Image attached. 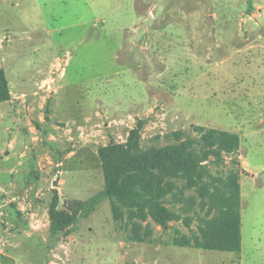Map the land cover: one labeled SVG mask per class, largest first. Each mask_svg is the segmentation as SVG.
Wrapping results in <instances>:
<instances>
[{
    "label": "rangeland",
    "instance_id": "obj_1",
    "mask_svg": "<svg viewBox=\"0 0 264 264\" xmlns=\"http://www.w3.org/2000/svg\"><path fill=\"white\" fill-rule=\"evenodd\" d=\"M0 67V264H264V0H0ZM139 120L143 148L239 136L205 161L239 184V252L195 246V188L165 227L106 198L51 234L54 191L68 211L93 198L99 148Z\"/></svg>",
    "mask_w": 264,
    "mask_h": 264
},
{
    "label": "trees",
    "instance_id": "obj_2",
    "mask_svg": "<svg viewBox=\"0 0 264 264\" xmlns=\"http://www.w3.org/2000/svg\"><path fill=\"white\" fill-rule=\"evenodd\" d=\"M9 99V83L0 67V102ZM142 125V120L137 121L124 142L111 140L99 148L104 186L93 198L77 202L78 207L68 211L58 209V195L54 191L48 210L51 234L56 235L71 225L81 207V212L86 213L106 198L116 211L125 210L129 219L144 220L149 216L165 227L169 221L180 219L168 204L176 203L184 188H195L201 200L207 203L206 216L199 219L200 237L196 236L195 246L239 252V184L234 177L213 178L205 163L210 154L219 158L222 153L235 152L239 136L227 130L197 126L196 130L201 133L199 138L180 139L177 135V142L143 148ZM176 243L187 245L179 240Z\"/></svg>",
    "mask_w": 264,
    "mask_h": 264
}]
</instances>
